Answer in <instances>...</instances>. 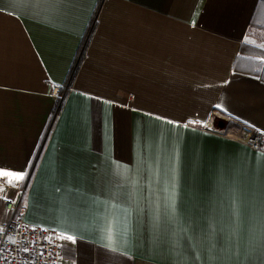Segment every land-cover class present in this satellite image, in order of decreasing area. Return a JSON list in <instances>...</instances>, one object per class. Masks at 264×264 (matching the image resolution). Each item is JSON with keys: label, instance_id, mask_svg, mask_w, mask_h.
Returning a JSON list of instances; mask_svg holds the SVG:
<instances>
[{"label": "crops", "instance_id": "0c3cea01", "mask_svg": "<svg viewBox=\"0 0 264 264\" xmlns=\"http://www.w3.org/2000/svg\"><path fill=\"white\" fill-rule=\"evenodd\" d=\"M263 9L0 0V226L23 190L62 264H264Z\"/></svg>", "mask_w": 264, "mask_h": 264}, {"label": "built area", "instance_id": "2783aa9c", "mask_svg": "<svg viewBox=\"0 0 264 264\" xmlns=\"http://www.w3.org/2000/svg\"><path fill=\"white\" fill-rule=\"evenodd\" d=\"M217 130L214 132L222 134L223 131ZM263 139L264 132L250 129L242 143L260 151ZM21 198L18 196L5 205L10 218L0 226V264H62L58 237L49 229L24 222Z\"/></svg>", "mask_w": 264, "mask_h": 264}, {"label": "snow or ice", "instance_id": "6c2138e0", "mask_svg": "<svg viewBox=\"0 0 264 264\" xmlns=\"http://www.w3.org/2000/svg\"><path fill=\"white\" fill-rule=\"evenodd\" d=\"M168 123H174V122L168 121ZM184 127H187V125H184ZM0 177L10 178V179H8V183L9 184H13V182H21V181H24L26 179V177H27V173L26 172H16V171L0 170ZM6 202H7V200H6ZM171 206L174 209V194H173V199H172ZM59 238L60 239H65L66 238L67 240H70L73 243H75V237H73L71 235H68V236L65 237L63 234H61V236ZM261 243H262V247H264V239H262V242ZM25 251H27V249H25Z\"/></svg>", "mask_w": 264, "mask_h": 264}, {"label": "rangeland", "instance_id": "374dc122", "mask_svg": "<svg viewBox=\"0 0 264 264\" xmlns=\"http://www.w3.org/2000/svg\"><path fill=\"white\" fill-rule=\"evenodd\" d=\"M262 18H263V20H264V9H263V16H262ZM22 192H23V190H21L20 191V194H18V195H20V197L22 196ZM22 206V205H21ZM0 216H1V213H0Z\"/></svg>", "mask_w": 264, "mask_h": 264}, {"label": "water", "instance_id": "95a60500", "mask_svg": "<svg viewBox=\"0 0 264 264\" xmlns=\"http://www.w3.org/2000/svg\"><path fill=\"white\" fill-rule=\"evenodd\" d=\"M216 122H218V123H219V122H222V121L218 119Z\"/></svg>", "mask_w": 264, "mask_h": 264}, {"label": "trees", "instance_id": "16d2710c", "mask_svg": "<svg viewBox=\"0 0 264 264\" xmlns=\"http://www.w3.org/2000/svg\"><path fill=\"white\" fill-rule=\"evenodd\" d=\"M21 205H22V198H21Z\"/></svg>", "mask_w": 264, "mask_h": 264}]
</instances>
